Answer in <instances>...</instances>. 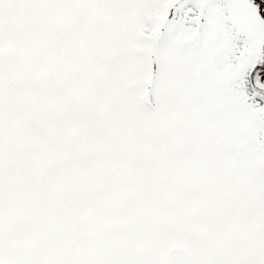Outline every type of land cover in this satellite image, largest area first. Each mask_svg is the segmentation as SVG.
Instances as JSON below:
<instances>
[{
    "label": "snow or ice",
    "instance_id": "snow-or-ice-1",
    "mask_svg": "<svg viewBox=\"0 0 264 264\" xmlns=\"http://www.w3.org/2000/svg\"><path fill=\"white\" fill-rule=\"evenodd\" d=\"M0 264H264V0H0Z\"/></svg>",
    "mask_w": 264,
    "mask_h": 264
}]
</instances>
